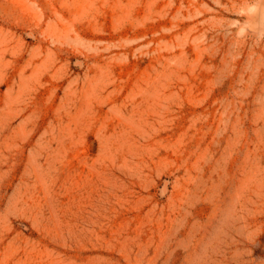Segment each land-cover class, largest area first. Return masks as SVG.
Returning <instances> with one entry per match:
<instances>
[{
	"label": "rangeland",
	"instance_id": "obj_1",
	"mask_svg": "<svg viewBox=\"0 0 264 264\" xmlns=\"http://www.w3.org/2000/svg\"><path fill=\"white\" fill-rule=\"evenodd\" d=\"M0 264H264V0H0Z\"/></svg>",
	"mask_w": 264,
	"mask_h": 264
}]
</instances>
